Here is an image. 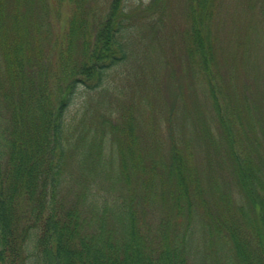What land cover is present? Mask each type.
Segmentation results:
<instances>
[{
	"label": "trees",
	"instance_id": "trees-1",
	"mask_svg": "<svg viewBox=\"0 0 264 264\" xmlns=\"http://www.w3.org/2000/svg\"><path fill=\"white\" fill-rule=\"evenodd\" d=\"M37 1L0 0V264H264V127L223 84L212 31L221 0H186L189 65L218 126L214 136L201 121L202 169L196 134L167 111L163 132L145 105L68 140L77 91L103 88L127 59L129 15L111 0L93 31L84 13L93 4V19L98 0H70L55 31ZM78 143L87 174L73 176Z\"/></svg>",
	"mask_w": 264,
	"mask_h": 264
},
{
	"label": "rangeland",
	"instance_id": "rangeland-1",
	"mask_svg": "<svg viewBox=\"0 0 264 264\" xmlns=\"http://www.w3.org/2000/svg\"><path fill=\"white\" fill-rule=\"evenodd\" d=\"M110 1L98 0L93 19L89 17L93 4L85 7L88 28L97 29ZM151 1L124 0L129 15L125 36L127 59L107 73L103 88L77 91L68 109V123L72 128L66 132V137L76 144L86 131L87 136L95 132L100 118L110 120L115 116L114 111L132 106L138 111L145 105L160 116L163 132L168 121L164 114L167 111L174 112L171 122L179 132L183 130L190 139L189 132L196 134L195 155L200 168H207L204 159L208 145L204 142L203 125L210 126L214 136L218 135L215 134L218 126L210 117L212 111L205 85L189 65L187 2ZM37 6L46 24L51 22L55 31H60L74 8L70 0H40ZM212 31L224 86L229 88L233 98H244L264 127V0H221ZM240 93L244 96L238 97ZM195 129H198L196 133ZM155 136L162 138L157 133ZM81 144L78 143L77 149L70 147L66 161L67 172L73 176L87 174L80 167V160L88 161L87 152L81 154ZM199 253L205 260L203 247L199 248Z\"/></svg>",
	"mask_w": 264,
	"mask_h": 264
}]
</instances>
